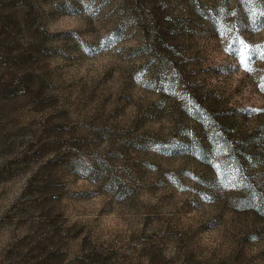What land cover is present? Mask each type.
I'll return each mask as SVG.
<instances>
[{
  "label": "rangeland",
  "instance_id": "obj_1",
  "mask_svg": "<svg viewBox=\"0 0 264 264\" xmlns=\"http://www.w3.org/2000/svg\"><path fill=\"white\" fill-rule=\"evenodd\" d=\"M262 85L264 0H0V264H264Z\"/></svg>",
  "mask_w": 264,
  "mask_h": 264
},
{
  "label": "snow or ice",
  "instance_id": "obj_2",
  "mask_svg": "<svg viewBox=\"0 0 264 264\" xmlns=\"http://www.w3.org/2000/svg\"><path fill=\"white\" fill-rule=\"evenodd\" d=\"M101 46L103 47L104 45L102 44ZM252 54L253 53H249V56L251 57ZM249 71H251V69H249ZM261 90L264 91V85L261 86ZM248 111H257V110H248Z\"/></svg>",
  "mask_w": 264,
  "mask_h": 264
}]
</instances>
